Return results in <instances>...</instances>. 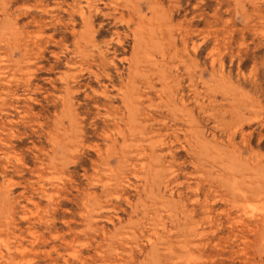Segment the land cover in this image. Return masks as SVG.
<instances>
[{"label": "rangeland", "instance_id": "rangeland-1", "mask_svg": "<svg viewBox=\"0 0 264 264\" xmlns=\"http://www.w3.org/2000/svg\"><path fill=\"white\" fill-rule=\"evenodd\" d=\"M0 66V264H264V0H0Z\"/></svg>", "mask_w": 264, "mask_h": 264}, {"label": "bare ground", "instance_id": "bare-ground-1", "mask_svg": "<svg viewBox=\"0 0 264 264\" xmlns=\"http://www.w3.org/2000/svg\"><path fill=\"white\" fill-rule=\"evenodd\" d=\"M93 5V4H92ZM87 8V7H86ZM97 8V7H96ZM82 11H84L82 8H81ZM98 10V8H97ZM85 13V12H84ZM85 16V15H84ZM194 50V49H193ZM3 60V59H2ZM1 67V66H0ZM3 69V68H2ZM6 73V72H5ZM2 74V73H1ZM151 239V238H150ZM9 243V242H8ZM10 249V247H8Z\"/></svg>", "mask_w": 264, "mask_h": 264}]
</instances>
